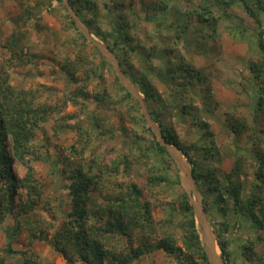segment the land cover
I'll return each instance as SVG.
<instances>
[{"label": "trees", "instance_id": "1", "mask_svg": "<svg viewBox=\"0 0 264 264\" xmlns=\"http://www.w3.org/2000/svg\"><path fill=\"white\" fill-rule=\"evenodd\" d=\"M59 1L64 3L63 0ZM183 1L184 10L175 5L179 3L175 0H153L142 14L135 10L132 13L131 9L133 17L123 14L122 9L115 10L116 6L111 8L105 4L104 16L109 18L111 27L104 28L97 24L100 7L96 0H68L90 33L105 42L117 55L125 76L144 95L150 117L160 126L166 143L180 150L190 162L204 198L206 213L214 225V234L224 263L256 264L258 260L264 261V255L259 254L256 249L264 242V147L257 143L255 148L252 146L249 156L237 148H232L233 146L228 147L230 149L226 153L234 159L231 169L224 170L214 164L222 159V145L217 143L210 123L199 117L198 103L193 102L198 97L189 87L209 80L206 71L208 67L205 68V64L196 65L193 58L179 50L183 45L192 44L194 41L188 33L191 20L198 24L191 38H202L209 42L223 33L218 30V26L221 20L228 19L227 28L234 39L247 38L253 43L252 47L256 46L257 59L248 63V79L252 82L255 93L253 110L264 116V0ZM209 2H214L218 9L215 11ZM121 4L124 5H119ZM232 7H240L246 17L243 15L240 21L232 23ZM30 13H25L26 20L30 18ZM164 13L171 17L175 15L177 20L176 24L164 30L165 34L172 37L171 47L159 45L155 40L150 50L145 53L143 39H154L163 30L156 32L155 27L147 26L136 37L134 30L139 24L138 21L143 18L145 22L158 26L159 14ZM65 14L63 21L74 37L81 38L75 42L81 48L77 53L78 59L70 60L71 64L63 63V71L69 81L76 85L79 82L85 84V81L75 77L73 69L84 65L88 74L90 70L92 72L90 78H101L103 73L99 72L101 64H98L97 56L110 65L112 63L94 41L87 38L67 7ZM256 29H259L257 36L251 38ZM46 30L50 32V26L47 25ZM16 37L12 38L10 44ZM255 38L257 41H254ZM88 44L98 52L91 56V62L89 56L83 54L84 46ZM0 46L11 47L5 46L2 41ZM156 50L158 57L153 55ZM41 57L35 52H24L19 60L22 65H35ZM88 67L91 69L88 70ZM160 67L164 69V77ZM5 72L2 66L0 225L12 218L15 235L28 230L31 237L30 247L35 241H45L63 256L66 264H136L155 252H162L173 260V264H211L201 238L194 204L182 185L177 163L140 111L139 99L121 82L114 69L111 72L112 81L117 86L115 95L106 90L90 94L85 92L83 84L72 91L71 97L75 103L87 105L92 101L96 105H108L120 110L116 128L121 130L120 135L124 138L122 142L125 146L116 148L112 145L116 156L106 162L102 148L92 144V139L93 136L100 138L99 134L107 136V140L113 139L116 137L113 131L115 124L112 131L106 134L102 131V121L98 114L90 115L83 135L67 146L63 153L58 154L52 164L49 174L62 175L68 192L65 197L62 196L64 204L61 202L58 215L54 204L48 206L51 211L53 209V217L47 215L45 221L51 226L52 234L49 235V231L46 233L40 222L44 221L40 214L41 199L45 193L44 181L39 178L38 170L28 157L35 159L47 153L44 148L46 144L38 141V135L57 106L44 102L34 90L15 88L11 84L10 74ZM153 76L154 79H159L161 89L154 84ZM209 88H205V91H209ZM165 95L169 102L178 101V112L175 115L168 106ZM127 115L128 122L134 124L135 130H129ZM172 116L179 123L190 122L191 128L204 130L202 145L185 143L178 135ZM231 132V142H235L239 148L238 136L244 132L249 133L252 143L255 144L253 137L257 136L256 130L246 117H235ZM193 149L200 152L203 160L207 162L197 160L192 154ZM16 160L26 166V172L21 177L13 169ZM135 164H140L145 169L146 178L143 183L116 180L129 176L131 167ZM248 187L251 189L248 190ZM20 191L25 192L26 199L19 196ZM161 192L170 197V200L164 203L165 215L158 221L153 216V198H157ZM31 214H38L41 219H36ZM233 224L238 228L244 227L243 231L253 228L260 232L256 237L236 235L234 238L230 232ZM233 242H237L242 248L241 261L237 260L236 251L230 248ZM5 253L22 256L21 264H45L36 250L16 249L11 241L7 243ZM0 264H6L4 255H0Z\"/></svg>", "mask_w": 264, "mask_h": 264}, {"label": "rangeland", "instance_id": "2", "mask_svg": "<svg viewBox=\"0 0 264 264\" xmlns=\"http://www.w3.org/2000/svg\"><path fill=\"white\" fill-rule=\"evenodd\" d=\"M63 1L64 3H61L59 0H0V41H2L5 46H11L10 48L0 46V68L3 66V68L6 70L5 73L10 74L11 84L15 88L34 90L39 96L43 98L44 102L57 106L56 111L52 113L49 119H47V122H45L42 127V131L38 135V141L41 144H46L44 148L47 150V153L45 155L41 154L38 158L35 157V159L32 156L28 157L29 160H31V163L38 170L37 172L39 178L44 181L45 193L41 199L42 213H40L44 221L40 222L44 225H42V228H45V232L47 233V231H49V235L52 234V229L45 220L48 216L53 217V209L51 211L48 206H50L51 203L52 205L54 204L56 206H54L56 215H58L57 210L61 206V202L64 204V199H62V196L65 197L66 193L68 192L67 183L62 175L49 174L51 172V168H53L52 164L54 163V160L58 154L63 153L67 146L76 142L83 135V130L88 126L90 115L95 113L98 114L99 120L102 121V131H104L106 134H109V131H112L111 128H113L115 124L113 131L116 133V137L113 139L107 140V136L102 134L98 135L100 138L97 136L94 138L93 136L92 139V144L98 145L99 148H102L101 151L104 153V159L106 162H110L111 159L115 158L116 156L112 145L116 148L125 146L122 142L124 138L122 135H120L121 130L116 128V119H118L121 113L120 110H115L112 106L110 107L108 105H96L92 101H89L87 105H83L81 102L75 103V100H73L71 97L72 91L78 87L80 88L84 82H79L77 85L74 82H70L66 73L63 71L62 66L65 62L71 64L70 60L75 58L78 59L77 53H79L81 46L75 42L80 41L81 38L77 36L74 37V35L69 32L68 27L63 21L66 15V7L68 8L66 2L67 0ZM96 1L100 7L97 24L104 28L111 27V23L108 22L109 18L104 16L105 9L103 6L105 4L111 8L116 6L117 8H115V10L122 9L123 14H129L131 17H133V14L130 13L131 9L132 13L135 10V12H140L142 14L145 12L144 10L146 7H148V5L152 4L153 2V0ZM175 1L179 2L175 5L184 10V1ZM194 2H199V0H194ZM120 3H123L124 5H119ZM210 4L215 11L218 9L214 2H211ZM28 11L29 13L31 12L28 14L30 18L26 20L24 15ZM230 11L234 13V16L230 18L232 23L240 21V17L245 15L244 11L240 7H232ZM69 13L71 14L70 10ZM159 16L160 24L158 26H155V24L150 22H145L142 18L138 21L139 24L136 26L134 30L135 32L133 31L136 36L138 33L143 32L147 26L149 28L155 27L157 30L156 32L163 30L154 39L149 37L143 39V46L145 45L146 49L148 48L147 50L145 49V53L150 50L152 43H154L155 40H157L159 45H164L165 47L168 46V48L171 47L172 37L168 33L165 34L164 30L165 28L172 26V24H176L177 20L175 15L171 17V15L168 16L164 13L159 14ZM244 17H246V15ZM227 21L228 19L220 21L218 30L223 32L221 35H216L215 39L205 42L202 38H191L198 27L197 22L195 20H191L188 33L190 39H193L194 41L192 44L186 46L183 45L179 50L187 57L193 58L196 65L205 64V68L208 67L206 71L209 75V80L201 85H191L189 87L193 90L195 96L198 97V99L194 100L193 102L196 104L198 103L200 110L199 117L202 120L210 123L211 130L215 134L217 143L222 145L220 148L223 153L222 159H220V162L214 164L224 170H229L234 165V159L228 156L226 153V151L232 146V148L239 149L246 156L250 155L249 151L252 149V146L255 148L257 143L264 147V116L256 114L253 110V105L255 106L256 100L252 82L248 79L247 67L249 61L257 59L256 46L252 47L253 43L249 42L247 38L237 40L235 37L234 39V37H232L228 31L226 23ZM47 25L51 28L50 32L46 30ZM247 25L249 24L247 23ZM262 26L264 28V13L262 14ZM84 28L85 32L88 31L89 33L86 34L81 28L80 29L85 35H87V38L90 41L92 40L95 44L97 42L100 45L102 44L107 46L106 43L100 38L90 33L85 24ZM258 30L259 29L255 30L254 35H252V33L249 34V37L251 35V38L257 36ZM15 36H17L16 40L12 41L10 44V41ZM254 41H257L256 38ZM99 49L112 63V65H110L108 62L102 61L103 59L97 56V62L98 64H101V69L99 72L103 73L102 77L105 76L107 80L104 77L99 79H97V77L90 78V75L92 74L90 70L91 68L88 67V70H90L88 74L87 70L85 69V65L81 66L79 69H73L75 74L74 76L85 81L83 86L85 92L94 94L98 91L106 90L110 94L115 95L117 86H115L112 81L113 77L111 71L114 69L118 74V68L115 66V60H118L117 55L114 54L109 57L106 52L102 51L101 48ZM24 52H35L42 57L40 59L38 58L37 64L35 65H22L19 59ZM96 52V49L93 48L91 44L84 46L83 54L89 56L90 62L91 56L95 55ZM153 55L154 57H158L157 50L153 53ZM91 66L93 67V65ZM163 70V68L160 69V71L163 73L161 74L162 76L165 74ZM127 80L131 88L137 91V94L134 95L141 103L140 111L144 113L145 117L147 118L146 110L148 111V106L146 103L145 110L142 102L144 95L136 88L129 78H127ZM158 80L159 79H154L153 76L154 84H156L157 87L161 89L162 85L158 82ZM208 87H210L209 91L206 92L205 88L208 90ZM165 99L167 100V104L170 107L172 113L175 115L178 112V106H176L178 101L171 100L169 102V99L166 98V95ZM235 117H246L249 123H251V125L255 128L257 134L255 137L256 139L253 137L255 144L252 143L248 132H244L238 136V138H240V148L235 142H231V126L234 123ZM128 119L129 116L127 115L126 123L129 130H135L134 124L129 123ZM172 120L175 128L178 131L179 137L182 138L185 143L189 145H202V140L204 139V130L191 128L189 126L190 122L179 123L175 116H172ZM152 128L159 137V132L161 131L160 126L154 122V126H152ZM172 148L175 150L178 156L182 155L186 161V171L184 172V170L180 168L179 164L175 160L181 176L183 187L190 194L193 204H198L199 196L196 193L190 173L192 166L187 157L180 150L174 146H172ZM192 151V154L197 160L202 161L203 163L207 162L203 160L200 152L195 151V149ZM250 158L251 162H253L251 156ZM13 169L14 172L20 177L26 172V166L18 160L14 162ZM145 178L146 172L144 167L140 164H135L131 167L129 176L119 177L116 180L127 183L132 181L143 183ZM197 186L199 189L198 183ZM250 187H248V190L251 189ZM199 191L204 203L202 192L200 189ZM20 195L22 198L26 199L24 191H20L19 196ZM153 200V216L156 220L160 221L165 215V209L163 205L166 201L170 200V197L161 192L158 194V197L153 198ZM63 207L62 210L65 208ZM31 216H33V214H31ZM206 216V227L210 231L212 238L217 242L216 236L214 234V225L210 221L207 213ZM33 217L39 219L40 215L35 214ZM197 223L200 229L201 238L203 240L204 226L200 221H197ZM231 227L232 228L230 232L233 234L234 238L237 237L236 235L256 237L260 232L253 228L250 230L245 229L243 231L244 227L238 228L236 224H233ZM29 234L30 233L28 230L25 229L21 233L15 235L14 220L12 218H8L0 225V255H4L6 257V264L22 263V256H11L5 253V248L9 241L12 242L13 247L16 249L30 250V248H33L37 251L39 258L43 260L45 264H66L63 256L45 241H35L30 247L31 237ZM230 248L236 251V258L237 260L241 261L243 257L241 256L242 248L240 245L237 242H233ZM256 249L259 254L264 255V242L258 245ZM215 252L218 255L220 264H225L222 258L221 249L218 251L215 249ZM172 262L173 260L162 252H155L154 254L143 258V260L137 262L136 264H173ZM256 264H264V261L258 260Z\"/></svg>", "mask_w": 264, "mask_h": 264}, {"label": "water", "instance_id": "3", "mask_svg": "<svg viewBox=\"0 0 264 264\" xmlns=\"http://www.w3.org/2000/svg\"><path fill=\"white\" fill-rule=\"evenodd\" d=\"M66 2H67L68 8H69L71 14L73 15V17L77 21V23L80 26V28L85 32L84 23L76 15V13L74 12L73 8L69 4L68 0ZM85 33L87 34L89 32L86 31ZM96 45L99 46V48H101L102 51L106 52L109 57L112 56V55H114V53L109 49V47H107L105 45H102V44L100 45L97 42H96ZM115 62H116V65L115 66H117V68H118V75L120 77L121 82L130 91H132L133 94H137V91H135L133 88H131V86H130L128 80H127V77L125 76L123 70L121 69L120 64H119V62H118L117 59L115 60ZM142 99H143L142 102H143L144 109L146 110V100H145V98H142ZM146 116H147L150 124L152 126H154V122L150 118V114H149V112L147 110H146ZM159 137H160V140L162 141V143L167 146L168 150L170 151V153L172 154V156L175 158V160L179 164L180 168L181 169H184L185 166L182 163L180 157L175 152V150H173L172 145H169V144L166 143V140L164 139L163 134H162L161 131L159 132ZM190 173H191V176H192V179H193V184L195 186L196 193L199 196V203L198 204H194V208H195V213H196L197 221H200L201 224L204 226V230H203V243H204V248H205V250H206V252L208 254V257H209V260H210L211 264H220V260L218 258V255L216 254V252L214 250L213 241L211 240L212 235H211L210 231L208 230V228L206 227V225H207L206 210H205V207H204L203 199L201 197V193H200V191L198 189V186H197V181H196V179H195V177L193 175V170L192 169L190 170Z\"/></svg>", "mask_w": 264, "mask_h": 264}, {"label": "bare ground", "instance_id": "4", "mask_svg": "<svg viewBox=\"0 0 264 264\" xmlns=\"http://www.w3.org/2000/svg\"><path fill=\"white\" fill-rule=\"evenodd\" d=\"M179 157H180L182 163H183L184 166H185L186 161H185L184 157H183L182 155H179ZM182 170H184V172H185V171H186V167H184V169H182ZM187 173H188V172H187ZM187 173H186V174H187ZM211 240L213 241V244H214V250H215V249H216V251L220 250V247L218 246V243H217L212 237H211Z\"/></svg>", "mask_w": 264, "mask_h": 264}]
</instances>
